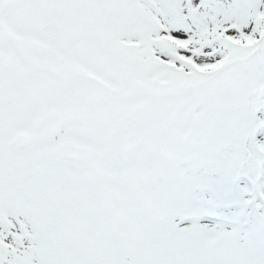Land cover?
Instances as JSON below:
<instances>
[{
  "label": "snow or ice",
  "instance_id": "1",
  "mask_svg": "<svg viewBox=\"0 0 264 264\" xmlns=\"http://www.w3.org/2000/svg\"><path fill=\"white\" fill-rule=\"evenodd\" d=\"M0 264H264V0H0Z\"/></svg>",
  "mask_w": 264,
  "mask_h": 264
}]
</instances>
